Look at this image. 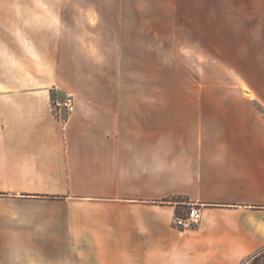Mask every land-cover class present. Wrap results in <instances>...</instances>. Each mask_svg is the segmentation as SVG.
Wrapping results in <instances>:
<instances>
[{
  "label": "crops",
  "instance_id": "0c3cea01",
  "mask_svg": "<svg viewBox=\"0 0 264 264\" xmlns=\"http://www.w3.org/2000/svg\"><path fill=\"white\" fill-rule=\"evenodd\" d=\"M160 6L192 94H123L171 53L146 14L145 30L98 51L114 59L88 65L96 78L84 31L65 28L64 77L40 82L74 97L65 120L46 91L0 92V264L264 260V0ZM192 208L202 219L182 230Z\"/></svg>",
  "mask_w": 264,
  "mask_h": 264
},
{
  "label": "rangeland",
  "instance_id": "374dc122",
  "mask_svg": "<svg viewBox=\"0 0 264 264\" xmlns=\"http://www.w3.org/2000/svg\"><path fill=\"white\" fill-rule=\"evenodd\" d=\"M82 14L84 19L79 17ZM145 14L151 15L147 20L153 21L152 31L165 33L164 38H154V46L168 47L171 53L153 56L152 71L136 73L137 84L125 86L123 94H192L193 88L187 78L193 72L183 74L176 67L173 37L176 24L168 22L160 0H0V80L9 81V86L0 87V92L46 91L52 96L54 117L65 120L71 115L63 108V102L72 96L67 95V87L41 84L44 80L64 77L65 28L68 27L74 36L84 31V77L96 78L100 72L88 69V65L97 62L99 57L114 59L113 55H99L98 51L103 53L108 47H116L121 30H145L150 23L136 17ZM134 58L130 56V59ZM248 264H264V260L255 259Z\"/></svg>",
  "mask_w": 264,
  "mask_h": 264
},
{
  "label": "built area",
  "instance_id": "2783aa9c",
  "mask_svg": "<svg viewBox=\"0 0 264 264\" xmlns=\"http://www.w3.org/2000/svg\"><path fill=\"white\" fill-rule=\"evenodd\" d=\"M62 107V106H61ZM63 108L68 114H72L75 110V100L72 96L66 98L63 102ZM202 219V214L198 209H190L186 217L177 218L175 223L182 230L190 229L193 225L199 223Z\"/></svg>",
  "mask_w": 264,
  "mask_h": 264
}]
</instances>
